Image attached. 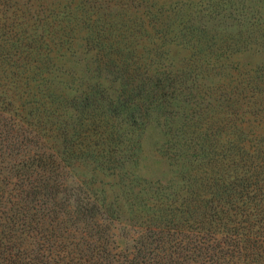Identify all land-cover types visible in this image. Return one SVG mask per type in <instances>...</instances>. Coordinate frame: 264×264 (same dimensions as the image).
Masks as SVG:
<instances>
[{"label": "trees", "instance_id": "16d2710c", "mask_svg": "<svg viewBox=\"0 0 264 264\" xmlns=\"http://www.w3.org/2000/svg\"><path fill=\"white\" fill-rule=\"evenodd\" d=\"M0 264H264V0H0Z\"/></svg>", "mask_w": 264, "mask_h": 264}, {"label": "rangeland", "instance_id": "374dc122", "mask_svg": "<svg viewBox=\"0 0 264 264\" xmlns=\"http://www.w3.org/2000/svg\"><path fill=\"white\" fill-rule=\"evenodd\" d=\"M247 58L253 62L259 59L258 56H248ZM160 139L159 132L155 129H150L144 140L145 158L143 160V173L150 178H164L169 174L167 165L158 157L155 151V147L161 141Z\"/></svg>", "mask_w": 264, "mask_h": 264}]
</instances>
